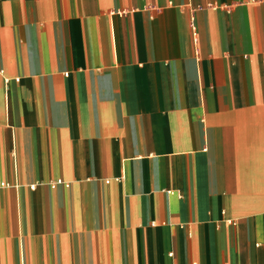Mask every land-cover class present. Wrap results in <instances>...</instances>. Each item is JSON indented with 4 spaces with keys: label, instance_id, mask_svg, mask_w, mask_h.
I'll list each match as a JSON object with an SVG mask.
<instances>
[{
    "label": "crops",
    "instance_id": "0c3cea01",
    "mask_svg": "<svg viewBox=\"0 0 264 264\" xmlns=\"http://www.w3.org/2000/svg\"><path fill=\"white\" fill-rule=\"evenodd\" d=\"M0 264H264V0H0Z\"/></svg>",
    "mask_w": 264,
    "mask_h": 264
}]
</instances>
